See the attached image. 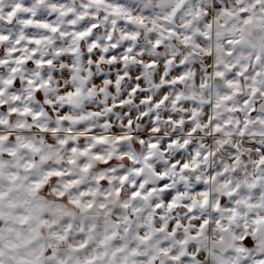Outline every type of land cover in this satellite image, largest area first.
Listing matches in <instances>:
<instances>
[{
    "label": "clouds",
    "instance_id": "9594fccd",
    "mask_svg": "<svg viewBox=\"0 0 264 264\" xmlns=\"http://www.w3.org/2000/svg\"><path fill=\"white\" fill-rule=\"evenodd\" d=\"M0 264H264V0H0Z\"/></svg>",
    "mask_w": 264,
    "mask_h": 264
}]
</instances>
